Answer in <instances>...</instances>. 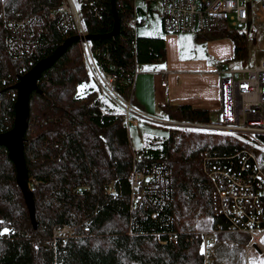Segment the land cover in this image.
<instances>
[{"label": "trees", "instance_id": "obj_1", "mask_svg": "<svg viewBox=\"0 0 264 264\" xmlns=\"http://www.w3.org/2000/svg\"><path fill=\"white\" fill-rule=\"evenodd\" d=\"M61 1L0 0V134L15 127L21 75L69 42L39 79L41 89H34L30 97L24 152L35 221L18 182V168L7 144L0 143V264H204L200 232L225 221L217 188L203 168L204 157L208 150L223 158L238 151L237 137L170 129V136H156L142 150L135 149L125 112L109 103L95 81L82 42L48 14ZM133 2L93 0L82 11L100 63L117 72L121 93L131 95L139 107L128 73L136 63H165L168 51L163 36L134 37L129 25ZM30 15L39 17L41 47L33 55L11 54L5 22ZM116 20L119 29L112 34ZM196 36L205 41L233 38L231 60L250 64L252 34L246 29L225 25ZM161 107L164 114L180 120H212L211 109L190 103ZM157 163L167 166V185L155 190L150 184L145 202L133 205L134 168L149 172ZM162 194L169 205L156 220L151 216L157 206L153 200ZM67 224L74 233L59 236L56 229ZM160 230L180 231L179 241H161L154 232ZM219 238L249 241L245 233H223Z\"/></svg>", "mask_w": 264, "mask_h": 264}, {"label": "built area", "instance_id": "obj_2", "mask_svg": "<svg viewBox=\"0 0 264 264\" xmlns=\"http://www.w3.org/2000/svg\"><path fill=\"white\" fill-rule=\"evenodd\" d=\"M93 0H62L48 14L57 18L59 27L66 32L79 35L82 50L86 56L88 68L95 81L99 83L105 95L115 100L125 112L126 122L141 125L143 120L151 121L166 129L190 130L204 133H222L237 137L238 151L223 158L220 154L206 152L204 170L218 191L220 215L225 221L218 222L213 228L202 229L201 255L204 264H214L213 245L222 233H239L249 236V244L259 253L264 252V57L254 64H238L236 67L226 63L218 64L217 71L221 79L222 107L211 121L189 120L152 114L140 110L131 100L126 99L118 88L120 78L115 70L105 69L99 61L98 49L93 47L87 37L88 27L84 22L83 6H90ZM134 14L129 19L131 32L137 38L140 29L147 26L149 18L158 14L163 24L164 33L182 32L206 33L221 26L246 29L248 33L260 31L264 34V0H134ZM38 15L6 20L9 33L5 43L11 54L33 55L41 47L38 39L36 22ZM250 20L252 26L248 29ZM258 40V37H257ZM136 42V40H135ZM34 60L29 61L33 64ZM135 69L128 73V80L135 79L144 70L136 63ZM48 80V78H47ZM169 80L165 77L163 86ZM138 153V152H137ZM139 154V153H138ZM140 158L141 156L138 155ZM132 204L138 206L145 202L148 187L164 190L169 181L167 166L157 163L151 171H142L136 166L132 172ZM166 194L154 198L156 209L151 216L161 219V212L169 205ZM87 232L89 227L85 226ZM158 238L177 243L180 231H154ZM56 233L61 237L73 234L72 225L67 224ZM168 233V235H167ZM164 234L167 237H164Z\"/></svg>", "mask_w": 264, "mask_h": 264}, {"label": "crops", "instance_id": "obj_3", "mask_svg": "<svg viewBox=\"0 0 264 264\" xmlns=\"http://www.w3.org/2000/svg\"><path fill=\"white\" fill-rule=\"evenodd\" d=\"M161 26L163 28V24ZM180 34L168 33L166 36L163 33L152 34L166 38L168 56L165 63L148 65L149 72L137 77V84L134 86L139 94L135 92L137 103L139 107H144L152 114L160 112L159 110L163 111L161 105L169 103L179 105L190 103L195 108L204 107L211 109L210 112L218 111L222 107L223 93L220 86L222 77L216 70L217 61L230 60L235 55L233 38L221 37L205 41L199 40L197 34L194 33L195 50L188 51L182 48L177 49L176 43L179 42L178 35ZM199 47H205L208 50V56L199 55L197 51ZM165 77L169 80L166 87L162 85ZM240 250L247 256L242 262L235 257L236 252ZM251 250L257 257L262 254L249 242L239 243L235 239L218 238L213 249L214 264H254L250 255ZM225 254L228 255L227 262L222 259Z\"/></svg>", "mask_w": 264, "mask_h": 264}, {"label": "water", "instance_id": "obj_4", "mask_svg": "<svg viewBox=\"0 0 264 264\" xmlns=\"http://www.w3.org/2000/svg\"><path fill=\"white\" fill-rule=\"evenodd\" d=\"M253 21L250 20L248 29L252 26ZM119 29L118 20H116V28L112 31L114 34ZM79 38V35H76ZM90 38V34L87 35ZM69 42H65L59 46L53 55L38 61L27 74L21 75L20 80L17 82L18 86V101L16 103L17 118L15 119V127L11 130L5 131L0 134V143L7 144L9 152L13 157L16 168H18V182L21 183L24 193L27 197V203L32 210V219L35 221V204L34 195L31 191V182L29 181V167L26 163V154L24 148L26 145V131H28V117H30V102L31 93L34 89H41L39 79L43 75L46 68L55 63L60 56L63 49L68 46Z\"/></svg>", "mask_w": 264, "mask_h": 264}, {"label": "rangeland", "instance_id": "obj_5", "mask_svg": "<svg viewBox=\"0 0 264 264\" xmlns=\"http://www.w3.org/2000/svg\"><path fill=\"white\" fill-rule=\"evenodd\" d=\"M140 33H149V35L163 33L165 36L167 35L163 31V28H162V26L160 24V18L158 16V14H156L154 16H151L149 18L148 25L142 27L140 29ZM250 34H252V39L250 40V48H251L252 53H250V59H248V61H249L250 64H254L255 61H257L259 59H262L264 57V34L263 35L260 34V31H255L254 33H250ZM257 37H258V40H257ZM178 40H179V42L176 43L177 49L182 48V49H186L188 51H190V50L194 51L195 50L194 49V47H195V42H194L195 38H194V35L191 34L190 32H186V33H182V34L178 35ZM197 51H199V55L208 56V50L205 47L204 48L199 47ZM222 62L226 63L227 65H233L234 67H236V65H238V64H241V62H239V61H233V60L230 59V60H222V61L218 60L217 61V65L218 64H222ZM141 66H143V65L141 64ZM143 69L144 70L140 73L139 76H141V74L148 73L150 67L149 66L148 67L143 66ZM136 81H135L133 86H135L137 84ZM135 92H136V94H138V91L136 89H135ZM132 93H133V90H132ZM129 96H130V98L126 97V96H124V97L126 99L131 100L132 103L135 106H137L134 103L133 99H131V95H129ZM132 97H133V94H132ZM108 101L111 104H115V105H118L119 107H121L115 100L112 101L111 98ZM137 108H139L140 110L142 109L144 111H148L144 107H137ZM153 111H155V110H153ZM159 111L160 112H156V114H163V112H164L162 110H159ZM148 112H150V111H148ZM211 114L215 118L216 115H217V110L211 111ZM125 119H126V117H125ZM141 121H142V123H141L140 126L139 125H130V127H129L130 135L132 136V140H133L132 141V145H133V147L135 149L142 150L143 145H145V143L146 144L147 143L151 144L150 142L156 141V140L153 139V138H156V136H161V137L170 136V134H169L170 130L166 129V127L158 125L156 123L154 124L151 121H146V120H143V119H141ZM229 239H231V238H229ZM214 247H215V244L213 245V249H214ZM243 247H241V248L243 249ZM213 249H212V256H213ZM232 255L235 256L234 253H232ZM250 255L252 256V262H254V264H264V252L262 254H260V256L257 257L253 253V250H251L250 251ZM225 256H223L222 259L226 260V262H227V256L228 255L225 254ZM235 257H238L240 262H242L244 260V258L246 260L247 256L245 255V252L240 250L239 252H236V256Z\"/></svg>", "mask_w": 264, "mask_h": 264}, {"label": "bare ground", "instance_id": "obj_6", "mask_svg": "<svg viewBox=\"0 0 264 264\" xmlns=\"http://www.w3.org/2000/svg\"><path fill=\"white\" fill-rule=\"evenodd\" d=\"M221 235V234H220ZM218 238H219V236H218Z\"/></svg>", "mask_w": 264, "mask_h": 264}, {"label": "snow or ice", "instance_id": "obj_7", "mask_svg": "<svg viewBox=\"0 0 264 264\" xmlns=\"http://www.w3.org/2000/svg\"><path fill=\"white\" fill-rule=\"evenodd\" d=\"M81 87H83V86H81Z\"/></svg>", "mask_w": 264, "mask_h": 264}]
</instances>
